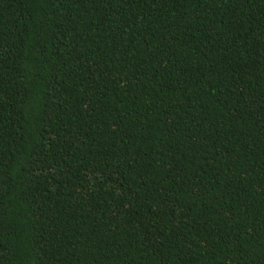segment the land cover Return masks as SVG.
I'll return each mask as SVG.
<instances>
[{
    "label": "trees",
    "instance_id": "trees-1",
    "mask_svg": "<svg viewBox=\"0 0 264 264\" xmlns=\"http://www.w3.org/2000/svg\"><path fill=\"white\" fill-rule=\"evenodd\" d=\"M0 264H264V0H0Z\"/></svg>",
    "mask_w": 264,
    "mask_h": 264
}]
</instances>
